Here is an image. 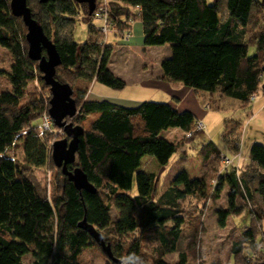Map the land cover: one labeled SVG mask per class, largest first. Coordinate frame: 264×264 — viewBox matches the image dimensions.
<instances>
[{
	"label": "trees",
	"instance_id": "16d2710c",
	"mask_svg": "<svg viewBox=\"0 0 264 264\" xmlns=\"http://www.w3.org/2000/svg\"><path fill=\"white\" fill-rule=\"evenodd\" d=\"M27 3L61 56L55 78L73 89L79 113L67 120L84 128L76 163L69 168L80 167L96 192L77 190L55 166L63 175L61 191L50 200L27 173L26 168L53 163L46 132L40 124L34 125L48 112L50 100L23 103L29 83L42 80V75L38 62L28 57L22 19L12 15L10 0H0V47L13 58L9 71L0 68V76L12 86L11 91L0 89V264H25L27 256L32 259L29 264H81L83 251L97 244L79 227L84 219L104 235L124 264H189L188 253L180 251L186 224L181 204L188 197L208 199L205 175L192 178L180 171L160 193L156 174L140 168L147 156L161 167L168 166L180 147L163 133L192 131L195 115L164 102L146 101L127 108L109 100L87 101L95 80L114 90L127 87L109 68L115 44L105 43L99 27L92 25L102 1L96 2L91 16L87 5L70 0ZM79 7L89 34L95 35L86 43L73 39ZM108 9L118 28L117 38L140 20L145 47L170 45L172 53L161 65L170 83L196 94L234 100L241 109L248 108L264 88V3L259 0H109ZM251 45L256 48L253 55ZM70 80L81 84L74 88ZM242 128L241 119L225 120L223 139L228 147L237 148ZM15 148L22 149L24 164L10 156ZM201 153L207 161L222 155L212 141L202 145ZM225 178L246 206H251L255 195L262 204L261 212L252 209L251 226L233 244L234 260L236 264L264 262L260 251L264 248V145H251L244 169L232 168L220 176L214 199ZM134 181L137 195L131 196ZM238 203L217 211L221 226L228 216L244 212L245 205ZM113 208L118 212L115 220ZM131 235L135 236L130 242L123 240ZM146 240L157 243L154 259L143 253ZM174 253L178 261L166 262L165 256ZM251 254L256 255L254 261L249 260Z\"/></svg>",
	"mask_w": 264,
	"mask_h": 264
},
{
	"label": "rangeland",
	"instance_id": "374dc122",
	"mask_svg": "<svg viewBox=\"0 0 264 264\" xmlns=\"http://www.w3.org/2000/svg\"><path fill=\"white\" fill-rule=\"evenodd\" d=\"M101 1L102 0H96V2ZM210 1L212 2V0ZM259 1L261 3H264V0ZM78 9L80 12V16L77 18V23L74 27L73 39L77 43H86L89 40H94L95 35L91 36L89 34V25L84 23L83 8L79 7ZM92 25L99 26L100 22L94 20V22H92ZM116 37L113 35H109L108 37H106L104 35L102 36V40L115 44L114 52L112 55V58L114 59L111 68L112 71L117 74V77H123L122 79L128 81L129 88H125L126 90L124 89L119 91L111 89L100 83H98L97 86L99 88H105L111 92L125 91L127 94L128 92L135 91L136 81H139L141 79V75L145 72V70L149 69L148 66H145L147 62L146 60L149 57L147 56V53L148 55H150V57L158 58L167 53L170 46L166 45V47H149L148 51L145 52L141 49L140 46L133 45L134 50H132V52H129L125 49L118 50L117 47L119 45L117 43L119 42V40H117ZM255 50L256 48L251 45L250 55H253L255 53ZM12 63L13 58L11 54L4 48L0 47V68L9 71ZM152 70H154V68ZM144 80L145 79H143L141 82H143ZM70 83L73 84L74 88L81 84L78 81L74 82V80H70ZM142 87L144 88V91L142 93L144 101L165 102L161 98L153 96L156 89L152 90V88L147 86ZM0 89L3 91L12 90V86L5 76H0ZM96 91L97 90H95V92ZM101 93L102 92L98 93V95L101 96ZM103 93L104 96L101 97H111L107 93ZM40 98H43L47 101L50 100L51 92L50 89L45 86L41 78H38L37 80L29 83L23 103L29 104L31 103V101H36ZM206 101L207 100H205L204 102L206 103ZM46 116L50 118L51 125L49 130H45L44 132H46L45 136H47L50 141V145L52 146L55 141L64 139L66 135L62 130L54 126L53 120L51 119L48 112L44 114L40 119L36 120L34 122V125H41L44 122V118ZM244 117L248 118L247 115ZM243 120L244 118H242V121ZM261 121H264V118H262ZM206 124L208 127L205 133L207 134L208 131L212 140L222 150V155L220 157L213 156L208 161L203 159V155L201 153V142L204 139V132L198 134V136L197 134H194V136L191 138H187L185 135H183V133L170 132L166 134L167 137L169 138V140L177 143L180 147L178 152L173 156L170 164L166 167H161L158 163L157 166L155 164H146V167L155 172L156 176L158 177L159 183L157 185V190L160 193L170 186L174 177L181 171V169L183 170L187 168L188 174L192 178L205 175L207 179L206 184L207 193L209 196L208 199L188 197L181 204L186 219V224L183 227L184 235L180 243V251H185L188 253L189 264H236L234 256L232 254L233 244L240 241L243 232L251 226V212L253 210L255 212L257 210H261V200L258 195H255L254 201H252L251 206H246L245 203L239 201L238 196L234 194V190L229 184L227 178H225L220 186V189L218 191V199H214L213 194L217 193L216 189L219 187L218 183L220 181L221 175L227 174V172L232 168L244 169L247 166L246 164H243L244 154L247 152L250 145H252L253 143H260L264 145V125L261 124L262 126L260 127H258L259 125L255 124H253V126L250 125L248 127V131L246 130V134L248 136H244V141L240 140L241 142L238 148L230 147L233 150L234 155L228 156V154L231 155L233 153H230V149L223 139V119L219 120L218 118L214 119L213 117H209V119L206 121ZM245 128L247 129V126L243 129ZM9 154L11 157L16 158L21 164H24L22 149L15 148L13 150H10ZM224 156L230 158V164L225 161ZM234 164H238V166H235ZM26 171L29 174L30 178L35 182L39 190L44 193L50 200H53V198L60 193V184L63 175L53 163L48 164L47 166L40 169L26 168ZM129 194L131 196L137 195L136 181H134L132 190L129 192ZM237 203L239 204V207L240 204L245 205L244 212L241 215L228 216L225 219V226H221V218L217 211L219 209L233 208L237 205ZM117 215V210L113 208L112 219L115 220ZM253 223L258 225L257 221L255 220L253 221ZM134 236L135 235H131L129 237L126 236L123 238V240L126 242H130V240H132ZM111 242L114 244L117 242V240L112 239ZM156 249V242L147 240L143 241V253L147 259L151 260L157 256ZM260 251L262 252L261 257H263L264 248H261ZM249 256L250 261H254L256 259L255 254H251ZM252 256H254L255 258L253 259ZM178 258V253H174L165 256L164 259L168 263H175L178 261ZM31 261L32 259L30 256L24 258L25 264H29ZM80 263L124 264L123 260H121V262L119 263L111 261L97 244L93 246L91 245L89 248L83 251L80 256Z\"/></svg>",
	"mask_w": 264,
	"mask_h": 264
},
{
	"label": "crops",
	"instance_id": "0c3cea01",
	"mask_svg": "<svg viewBox=\"0 0 264 264\" xmlns=\"http://www.w3.org/2000/svg\"><path fill=\"white\" fill-rule=\"evenodd\" d=\"M208 2H211V1L208 0ZM117 40H119V42L117 43L119 45L117 47L118 50L125 49V50H128L129 52H132V50H134L133 45L140 46L141 49L145 52H147L149 49V47L144 46L143 25L140 20L133 21L131 23L129 40L124 41L121 38H117ZM159 47H166V45L159 46ZM170 49L171 47L168 49L167 53H165L163 56L158 57V58L150 57V55H148L147 53V56L149 57L146 60L147 62L145 66H148L149 69H146L145 72L141 75L140 77L141 79L139 81H136L135 83L136 89L134 92H128L127 94L125 91L111 92L105 88H99L97 86L98 82L95 80L91 85V88H90L89 93L87 94L86 100L87 101L109 100L112 103H115L117 105H121L127 108H134V107H137L142 102H146L144 101V98L142 96V93L144 91V88L142 86L150 87L152 88V90L156 89L157 91L156 90L154 91L153 96L161 98L163 101H165L164 103L172 104L180 112H183V111L192 112L195 115L196 120L198 119L203 120L205 124V130L203 131L204 133L201 132L203 133V138H204L203 141L201 142V145L209 141H212L221 152L222 150L212 140L208 131H207V134L205 133L208 127L206 124V121L209 119V117H213L214 119L218 118L219 120L223 119L224 122L227 119H241L242 120V118H244L243 128L247 126V129L242 128L243 130L241 132V135H242L241 141L242 140L244 141V136L247 135L246 130L248 131V127L250 125L251 126H253V124L259 125L258 127L262 126L261 124L264 125L263 123L264 121H261V119L264 118V88L261 89V91L257 94V98L255 99V101H253L251 105L246 109L239 108V103L234 100H231L228 98H219L217 94L216 95H210L208 93L196 94L190 88L184 87L182 85L179 86V85L170 83L166 79L165 75L163 74L161 65H162V62L171 55ZM113 59L114 58L111 59V62L109 64V68L111 69V71H112L111 65L113 63ZM153 68L154 70H152ZM114 74L117 75L116 73ZM143 79L145 80L141 82ZM126 83H127L126 89H128L129 83L127 80H126ZM263 84H264V76H263ZM95 90L97 91L95 92ZM100 92H102L100 94L101 96H104L103 92H105L111 97H101L98 95V93ZM205 100H207L206 103L204 102ZM246 115L248 116V118L244 117ZM235 116H238V117H235ZM240 116H243V117H240ZM170 132L183 133V135L185 133L181 129H170L164 132L163 134L166 138H168L166 134ZM240 142L237 143V148L240 146ZM250 147L248 148L247 152L244 154L243 164H246V165H248L249 163ZM228 148L230 149V153H233V150L230 147ZM233 155L234 153L231 155L228 154V156H233ZM146 164H155L157 166L156 160L150 156L144 157L142 159V164L140 168L141 170L147 173H155L151 171L150 169H148L146 167ZM234 165L238 166V164L237 165L234 164ZM183 170L188 172L187 168ZM183 170L181 169V171Z\"/></svg>",
	"mask_w": 264,
	"mask_h": 264
},
{
	"label": "water",
	"instance_id": "95a60500",
	"mask_svg": "<svg viewBox=\"0 0 264 264\" xmlns=\"http://www.w3.org/2000/svg\"><path fill=\"white\" fill-rule=\"evenodd\" d=\"M49 1L67 0H40L41 3ZM80 5L88 7L91 16L96 10V0H70ZM11 13L16 18H21L27 28L26 40L28 43V57L38 62L42 80L50 88L51 99L48 113L54 125L62 130L66 137L55 141L51 147V158L54 165L61 169L69 182L73 183L79 191L95 193L96 188L89 182L87 175L80 167L70 169L77 160L80 138L84 134V128L74 125L67 119H73L78 115L79 109L73 98V89L70 85L59 82L56 76L57 67L62 63L61 56L56 45L45 34L43 27L33 18L32 11L28 6L27 0H10ZM43 52L46 54L44 55ZM79 227L88 232L93 240L102 248L103 252L113 262H121L112 251L111 244L105 241L104 235L93 225L84 219ZM256 264H264L256 263Z\"/></svg>",
	"mask_w": 264,
	"mask_h": 264
},
{
	"label": "built area",
	"instance_id": "2783aa9c",
	"mask_svg": "<svg viewBox=\"0 0 264 264\" xmlns=\"http://www.w3.org/2000/svg\"><path fill=\"white\" fill-rule=\"evenodd\" d=\"M108 2L109 0H102L100 8L96 10L95 12L94 20L100 22V25L98 27H99V30L103 33V35H105L106 37H108L109 35H113L116 37L118 34V28L109 18ZM122 34H123L121 37L122 40L124 41L129 40L130 30H124ZM104 42L106 43V41ZM254 99L255 97L253 98V100ZM50 125H51L50 118L46 116L44 118V122L40 125V128L42 131L49 130ZM204 130H205V124L203 120L198 119L195 122L194 129L192 131L185 132L184 135L187 138H191L194 136V134H199L203 132ZM224 159L228 164L231 163V160L229 157L224 156ZM252 257L253 259L255 258L254 256Z\"/></svg>",
	"mask_w": 264,
	"mask_h": 264
}]
</instances>
